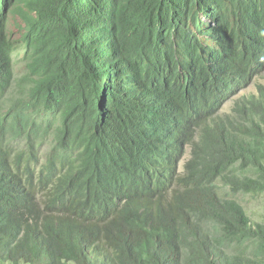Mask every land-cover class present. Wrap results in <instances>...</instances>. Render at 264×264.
I'll return each instance as SVG.
<instances>
[{"label":"trees","instance_id":"obj_1","mask_svg":"<svg viewBox=\"0 0 264 264\" xmlns=\"http://www.w3.org/2000/svg\"><path fill=\"white\" fill-rule=\"evenodd\" d=\"M0 2V264H264V0Z\"/></svg>","mask_w":264,"mask_h":264},{"label":"rangeland","instance_id":"obj_2","mask_svg":"<svg viewBox=\"0 0 264 264\" xmlns=\"http://www.w3.org/2000/svg\"><path fill=\"white\" fill-rule=\"evenodd\" d=\"M20 27H23L20 17H17L16 19L10 21L12 40L15 42V47H16L15 55L13 56V59L15 60L16 71L19 73V77H22L25 74V71H24L25 66H24V61H23V56H24L25 51H24V48H21L20 44L17 42L20 39V35L22 34ZM101 80L103 84H106L105 73H103ZM112 84L115 85L114 76H113ZM258 85H262L264 87V75L260 78H257L254 84L251 87H249V89L243 91L242 94H240L238 97L242 95H245V96L258 95V91H259ZM254 92L255 94H253ZM236 101L237 99L232 102H229L223 109L222 114H230L232 112V109ZM238 198L244 204V206L246 207L250 215H252L253 221L255 222L262 221L263 216H264V195H260L256 197L240 195Z\"/></svg>","mask_w":264,"mask_h":264},{"label":"clouds","instance_id":"obj_3","mask_svg":"<svg viewBox=\"0 0 264 264\" xmlns=\"http://www.w3.org/2000/svg\"><path fill=\"white\" fill-rule=\"evenodd\" d=\"M0 6H3V2H0ZM102 50V48H101ZM102 62L105 63L106 62V57L102 56ZM104 85V84H103Z\"/></svg>","mask_w":264,"mask_h":264},{"label":"bare ground","instance_id":"obj_4","mask_svg":"<svg viewBox=\"0 0 264 264\" xmlns=\"http://www.w3.org/2000/svg\"><path fill=\"white\" fill-rule=\"evenodd\" d=\"M261 22V21H260ZM256 23H258V22H256ZM259 58V57H258ZM263 58V57H262ZM261 60V59H260ZM264 60V59H263ZM262 75V74H261ZM262 77V76H261ZM260 84V83H259ZM253 94H255V92L253 93ZM225 112V111H224ZM230 115V114H229ZM183 172V171H182ZM184 174V173H183Z\"/></svg>","mask_w":264,"mask_h":264}]
</instances>
